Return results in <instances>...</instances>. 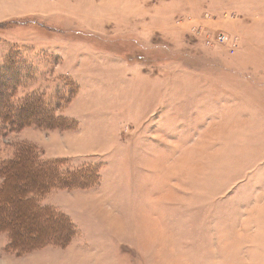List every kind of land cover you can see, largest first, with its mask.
Masks as SVG:
<instances>
[{"label":"rangeland","instance_id":"obj_1","mask_svg":"<svg viewBox=\"0 0 264 264\" xmlns=\"http://www.w3.org/2000/svg\"><path fill=\"white\" fill-rule=\"evenodd\" d=\"M10 160L73 187L7 253L264 264V0H0V187Z\"/></svg>","mask_w":264,"mask_h":264},{"label":"trees","instance_id":"obj_2","mask_svg":"<svg viewBox=\"0 0 264 264\" xmlns=\"http://www.w3.org/2000/svg\"><path fill=\"white\" fill-rule=\"evenodd\" d=\"M15 161L10 160L9 162L4 163L5 165L1 166V168L4 167L3 169H1L3 171L2 175L4 177V180L0 187V231L6 230L10 234L12 230L13 233L12 232L11 233L13 235L12 234L10 235L11 237L13 236V238H15L16 234H17L16 237H18V234H19V237H18L19 239L16 242L12 241L11 243H9V245H11L12 247H15V243H17L18 241H20L21 243L22 240H24L25 242L31 243L30 241H32L33 239L35 240L37 237L40 236L41 231H39L37 224H35V221L37 219L36 218L34 219V217L31 218V214L29 210H25V212L29 213V214L27 213L26 215H25V212L21 210L22 207H25L26 205L25 203H27L26 200H28L27 195L29 193L32 194L37 190L41 192V191H44L45 189H49L51 191L52 189H62L63 187H71V188L73 187V184L70 182V180H65V179H58V180H55L53 183H50L48 180H51V179L47 180L46 175L44 173H41L42 170L44 171L43 166H39L36 168L33 167L34 172L37 173L36 174L37 177L33 176V178L38 179V183L37 181L35 182V180L32 181L31 178H26L24 181L20 180L18 182L17 181L18 172L16 174L15 172L16 169L10 166L11 164H17V163H14ZM18 162H20V160ZM22 162H24L23 159H22ZM11 169L13 170V173ZM38 170H41L40 173L38 172ZM13 175L14 176L16 175V176L13 178ZM12 178H13V181L11 182ZM9 186H11V191L5 189V187H9ZM48 191L46 193H48ZM22 214H24L23 215L24 220L27 221V219H29L30 223H28L26 226H24L20 220V218L22 217ZM28 215L30 218L28 217ZM45 218L46 219L44 221L47 223V225L57 222V220L54 218H51V217L49 218L45 217ZM47 225H46V228H47ZM9 227H11V230H9ZM47 231L50 234L49 235L50 238H55V236L57 235V233L54 232V230L52 229H47ZM29 243H25L23 245H27Z\"/></svg>","mask_w":264,"mask_h":264},{"label":"crops","instance_id":"obj_3","mask_svg":"<svg viewBox=\"0 0 264 264\" xmlns=\"http://www.w3.org/2000/svg\"><path fill=\"white\" fill-rule=\"evenodd\" d=\"M82 126H84V124ZM54 192L55 193L59 192V194L63 193V194L70 196V197L72 196L71 194L69 195V194L64 193L65 191L60 190V189L52 191L51 194L49 193L48 195L53 197V195L55 194ZM68 192H70V191H68ZM71 193L72 194L75 193L74 194L75 198H73V199H78V196H77L78 192H71ZM57 198L59 199L61 197H57ZM57 198H55V199H57ZM47 202H49V201H47ZM46 206H48V205H46ZM64 215H66V214H64ZM66 217L69 219L71 226L72 225L76 226L75 222H77V220L72 222L70 220L69 216L66 215ZM75 237H78V236L75 234V236H73V238L67 243L66 246L57 247L54 245H46V246H43V247H41L35 251H32L31 253L15 254L13 252L7 253V248L9 245L8 236L0 233V263H3V264L4 263H6V264H30L32 261L40 260L44 264H63V262H65L63 259V253L67 250L76 249V247L78 246V244L80 242V240L78 238H76L74 240ZM47 257L52 258L54 261L46 260Z\"/></svg>","mask_w":264,"mask_h":264},{"label":"built area","instance_id":"obj_4","mask_svg":"<svg viewBox=\"0 0 264 264\" xmlns=\"http://www.w3.org/2000/svg\"><path fill=\"white\" fill-rule=\"evenodd\" d=\"M225 38H222L221 40H224Z\"/></svg>","mask_w":264,"mask_h":264}]
</instances>
